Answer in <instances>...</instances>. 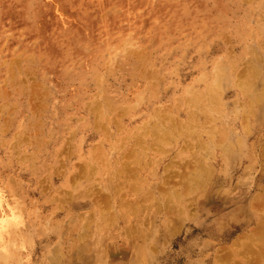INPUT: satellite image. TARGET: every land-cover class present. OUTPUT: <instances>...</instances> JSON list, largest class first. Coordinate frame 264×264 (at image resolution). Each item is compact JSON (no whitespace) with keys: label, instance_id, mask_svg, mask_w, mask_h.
I'll list each match as a JSON object with an SVG mask.
<instances>
[{"label":"rangeland","instance_id":"obj_1","mask_svg":"<svg viewBox=\"0 0 264 264\" xmlns=\"http://www.w3.org/2000/svg\"><path fill=\"white\" fill-rule=\"evenodd\" d=\"M84 1L0 0V209L12 203L19 213L18 227H0V246L17 239L15 253L21 251L29 264H130L134 245L142 249L139 264H217V251L260 220L250 204L264 188L257 158L262 145L252 137L254 128L264 132V114L239 117L232 104L245 107L241 100L237 105L233 85L243 70V51L261 53L264 46V0H179L190 14L181 21L184 28L173 29L165 10L155 14L140 0L86 7ZM166 1L158 0L159 8L169 7ZM96 29L103 34L97 40ZM217 68L230 71L221 86L223 107L208 114L203 131L197 129L198 142L213 147L212 155L201 161L197 148L181 154L185 142H193L179 139L162 155L144 159L139 172L146 180L139 194L157 205L170 173H176L170 182L180 191L181 176L170 165L183 171L202 162L208 167L205 187L183 204L171 201L172 209L152 208L150 197L139 203L145 208L120 209L109 180L119 148L127 151L133 141L120 139L156 109L175 108L191 84L199 82L203 91ZM120 110L121 119L115 116ZM183 110H176L178 121H187ZM108 117L116 120L107 123ZM244 126L250 135L241 132ZM218 128L237 140L230 158L207 135ZM87 165L97 167L94 175L73 180ZM73 186L92 187L109 200L105 209L86 195L68 196ZM121 197L132 203L136 195L125 191ZM23 220L32 225L25 233ZM29 233L32 241L25 244L21 239ZM227 264H264V241L247 251L239 248Z\"/></svg>","mask_w":264,"mask_h":264},{"label":"bare ground","instance_id":"obj_2","mask_svg":"<svg viewBox=\"0 0 264 264\" xmlns=\"http://www.w3.org/2000/svg\"><path fill=\"white\" fill-rule=\"evenodd\" d=\"M112 1L123 6L128 3V0ZM145 1L146 0H140L139 5L142 7L144 6L145 9L152 8L155 14L159 11V9L165 10L164 13L166 15V19L172 24V29L177 25H180L178 27H181V21L188 19L190 14V12L187 11L184 2L178 3L180 2L179 0L166 1L170 4V6L162 8H159L157 5L158 0H149L148 4H146ZM108 3L111 2L109 0H85L81 6L86 7V5L89 4L90 6L92 4L103 6ZM185 25L186 24H184L181 28H184ZM98 32L99 30L96 29V31L92 34L95 40L103 37L101 31L100 33ZM259 47L261 49V53H264L263 44H260ZM261 53H258L253 49L245 50L242 53L245 55V60H241V62H243V70L240 73L237 71L233 81V85L237 90L235 94L237 105L239 104V100L245 102L244 109L242 106L241 108H237L236 102L232 104V112L239 115V117L243 112L248 113V117L255 116L254 114L257 110H260L264 114V106L262 105V102H264V57ZM229 75V70L227 71L226 69L217 68L213 82L203 91L198 92L199 82L196 83L195 86L194 83L191 84L189 89L185 91V96L178 98L180 103L179 106L177 101L176 106L173 109H156L151 116L149 115L150 120L148 122L136 127L131 134L120 139L122 142L125 139H128V141L133 140L129 143L131 145L129 150L124 151L123 147L119 148V152L114 158V166H112L111 179L109 180L110 192L117 201V205L120 209L123 208L135 211L134 209L145 208L139 203L141 200L147 201L150 196L148 197L147 193L139 194L141 190L140 187L146 185V180L139 177V172L143 169V160L150 155H162L165 152V147L173 144V142L177 143L179 139H187L193 142L191 145L190 141H186L184 144L185 151L181 152V154L191 153L192 149L197 148L200 153L203 152L201 161H205V159L212 155L213 147L208 144L198 142L197 129L199 131H203L206 124L209 122L210 116L208 114L219 113L220 109H222V99L224 98V94L222 93L221 86L223 81H227L225 78L229 77ZM181 106L184 107L183 111L187 116V121H178L175 118V115L177 114L176 110ZM119 112L120 113L115 116L121 119L123 114L121 110ZM94 115L101 117L102 113L95 111ZM114 120L116 119L108 117L107 123L108 121L114 122ZM253 131L256 132L252 137V143H259L262 145L257 158H259V162H261L263 169V174L259 176V179L264 181V132H261L259 128H254ZM216 132L217 133L214 135L207 132V135L213 146L220 149L222 156L230 158L233 154V148L237 146V140L236 142H233L227 135L226 131H223L222 128H218ZM241 132L247 136L252 133L251 128H247L246 126L242 127ZM102 133L107 137L109 136L105 126H102ZM92 153H95L96 155L98 153V148L96 149V147H93ZM192 165L191 169H189V167H185L183 171H181L180 166L177 167L175 165H170L171 172L175 169V171L179 173L178 176H181V182L178 187V190L180 191H177V188H175L176 186L172 185L170 182V179L176 177V173H170V175L168 170L165 169L164 173L165 175L169 174V178L163 179V191L158 190V194L161 198V201H158L159 204L157 205L156 200H153L151 197L149 198L150 202L153 204L151 205L152 208L172 209L170 205L171 201L175 202V204H183L189 198V195H192V192L205 187L206 182L209 181L208 167L200 161L193 162ZM106 167L107 166H103L104 169ZM181 168L183 169V166H181ZM96 170L97 167L93 169L87 165L84 171H79L74 174L72 178L73 180L79 181L81 178L93 176ZM71 189H74V192L67 194L68 196L82 197L86 195L90 198V201H92L91 204L97 209H105V204L109 201L107 198L95 193L92 187L83 190L81 188L77 189L73 186ZM125 191H128L132 196L136 195L135 200H133L132 203L123 202L121 194ZM182 192L184 194H182ZM9 193L11 197L15 196L11 191H9ZM57 196H59V192ZM13 206L14 208L12 209ZM109 206L110 204L106 205V207ZM250 207L259 212L258 214L260 220L258 225L254 226L255 228H252L248 234L240 235L230 246L220 248L216 253L217 264H227L233 261L237 258V251L239 248L241 251H247L250 247L252 248L257 243L264 241V188L252 199ZM101 213L103 212L101 211ZM18 216L19 213L17 212V209H15V204L13 205L12 203H9V209H0V227L2 230L10 227H18L16 224ZM105 217L106 214L100 216L102 220H106ZM23 222L22 230L25 233V230L28 231L32 225L29 221L26 222L23 220ZM177 232L178 228H175L174 230H167L168 236H173ZM141 237L142 236L140 235L139 238ZM82 238L83 237H81L80 240H82ZM25 240L32 241L30 233L24 235L21 239V241L26 244ZM19 242L20 241L16 239L14 243L10 241L11 244L0 246V264H29L27 259L23 257L21 251L15 253L13 245L18 244ZM29 245L32 244L29 243ZM78 252L80 253L82 250L80 249ZM141 253V247L134 245L130 264H139V257ZM57 262V259H55V263ZM85 264H89V262Z\"/></svg>","mask_w":264,"mask_h":264}]
</instances>
